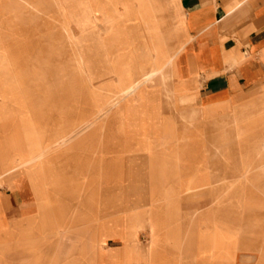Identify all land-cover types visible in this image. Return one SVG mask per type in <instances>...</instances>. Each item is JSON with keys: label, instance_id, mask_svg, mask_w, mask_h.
<instances>
[{"label": "rangeland", "instance_id": "374dc122", "mask_svg": "<svg viewBox=\"0 0 264 264\" xmlns=\"http://www.w3.org/2000/svg\"><path fill=\"white\" fill-rule=\"evenodd\" d=\"M136 5L135 0H1L0 90L5 103L0 94V109L5 110L9 118L4 125L7 131L13 132L15 128L27 135L43 132L44 137L35 140L39 141V149L40 145L57 140L61 134L82 128L84 122L95 115L97 108H103L117 86V72L123 69V58L140 66L139 50L143 39L148 37L145 22L151 20L149 16L152 13L148 9H138ZM139 29L142 34L137 32ZM181 38L180 34L177 35L173 43ZM257 91L246 94L245 97L251 98L239 100L231 109L239 119L253 115L244 130L239 132L235 127L222 140L221 130L210 128L208 137L200 142V147L210 150L205 158L208 170L197 173L184 166L170 174L172 177L167 184L163 176L154 177L152 186L169 191L173 186L178 188L176 194L154 195V207L164 215L169 208H180L185 213L195 206L197 210L189 218L212 219L220 225H228L230 251H258L260 264H264V152L254 159L264 136V121H259L256 113L264 109V97L254 96ZM133 99V106L137 108L141 94ZM189 108L202 109L200 104L189 105ZM193 110L185 109L182 101L177 100L167 114L168 117H179ZM125 113L134 116L136 110L126 107ZM170 121L173 120H166L164 114L161 115L162 123ZM100 127L56 155L61 156L70 148L79 147L82 141L86 145L82 152L98 149L99 154ZM92 159L86 156V161ZM178 159V154H173L167 161L176 162ZM253 160L255 167L249 176L237 181L238 167ZM67 164V160L59 162L54 156L45 165L54 173L57 171L64 175L59 182H65L64 190L69 194L65 193L63 197L77 203L76 173L71 167L67 168ZM43 178L39 179L41 196L38 197L41 202L38 205L45 206L46 212L38 211L35 205L25 211L23 218L6 227V232L0 236V258L4 264H81L74 257L79 256L75 250L78 245H85L88 252L95 251L88 254L85 264H116L108 256L110 249L115 248L112 246H122L130 240L141 245L152 243L151 223L139 220L133 206L102 210V215L107 213L112 219L117 218L118 234L108 237L106 232L115 228L111 225L109 228V218L94 220L90 211L73 209L75 203L69 210L58 209L46 194ZM211 180L214 183L207 187L186 192L190 182ZM58 196L61 199L60 193ZM136 197L125 192H117L116 195L117 203H127ZM209 198L214 200L212 205L207 204ZM176 213L173 211L167 219L182 218ZM85 215L86 218L83 217ZM178 222L175 228L180 234L182 230ZM80 230L82 235L78 233ZM68 231L74 233L70 238L66 235ZM179 234L171 244L182 242ZM68 255L73 257L66 258ZM245 255L249 257V264H255L258 254Z\"/></svg>", "mask_w": 264, "mask_h": 264}, {"label": "crops", "instance_id": "0c3cea01", "mask_svg": "<svg viewBox=\"0 0 264 264\" xmlns=\"http://www.w3.org/2000/svg\"><path fill=\"white\" fill-rule=\"evenodd\" d=\"M161 1L168 2L165 9L159 8ZM161 1L146 0L148 4L158 3L154 11L161 21L164 20L163 28L184 27L183 31L177 34H180L182 38L173 44L187 36L191 38L185 44L175 65L178 80L184 82L187 88L182 97L183 107L187 110L194 109L191 112L193 117L189 123L178 128L179 135L182 136L187 130L193 133H190L186 140L160 148V139L166 130H173L172 127H164V124L172 125L173 121H170L171 123L161 122L163 114L166 120L170 118L167 114L168 101L163 100L162 109L156 112L160 125L151 130L153 132L149 134L146 124L148 112L144 109L145 90L135 95L141 94V101L137 108L133 106L135 96L127 99L122 104L123 106L114 111L100 127L99 154H97L98 149L82 152V147L85 145V141H82L79 147H72L63 155L55 156L59 162L67 160V166L73 171L80 170L74 176V181L81 182V187L77 186L79 198L77 203L74 202L76 207L73 209L90 211L94 220L109 218V228L111 226L115 228L114 230L110 228L106 232L105 235L108 237H116L118 234L117 218L112 219L111 214L107 213L102 215V210L113 211L119 206H133L137 209L135 216L139 220L151 223L152 243L141 245L138 241L130 240L122 243V246H112L115 248H111L108 253L112 263L115 261L116 264H249V257L245 254H258L255 264H260L261 254L258 251H230L228 225L224 223L220 225L212 219L192 220L189 218L197 210L195 206L185 213H182L180 208H169L165 210L164 215L159 208L154 207V195L176 194L178 188L173 186L172 191H169L160 186L153 187L152 184L156 176H163L167 179L164 181L165 184L169 183V178L172 177L170 174L180 171L184 166L197 173L202 172L203 169L208 170L206 166L208 161L205 162V158L210 150L200 147V142L208 137L209 129H220L219 134L223 140L230 133L222 130L221 121L229 116V112L237 105L236 103H239V100L251 98L245 95L255 90H258V93L254 96L263 97L264 0ZM135 4L138 9L146 7L139 3ZM149 11L154 15L152 10ZM176 19H178L177 22H174ZM154 54L155 57L152 55L150 59L140 53L139 68L149 70L153 60H157L160 67L163 66L166 59L160 58L162 55L160 51H155ZM136 64L138 66V63ZM157 85L159 84L154 82L148 86L151 87L152 93H157L159 87H156ZM0 94L2 98L1 90ZM2 99L5 103L4 95ZM194 104H200L202 109H188L189 105ZM210 104L225 105L228 111H209L208 116L204 117L203 109L209 108ZM126 107L136 110V114L127 116ZM7 120L9 118L5 110L0 109V236L6 232L7 226L23 218L26 210L35 205L38 206L40 198L38 194L41 187L39 182L30 177L25 169L14 172L10 169L20 165L27 158L33 142L30 137L37 140L45 135L43 132L22 134L15 128L13 132H8L4 126ZM173 154H178L177 163L167 161ZM86 156L93 157V159L88 162ZM260 156L256 155L255 160ZM46 162L39 167L40 174L44 176L43 180L45 179L43 182L46 185V194L58 209L67 208L69 210L75 204L70 206V199L63 197L65 193L69 194L64 190L65 182L57 184V180L64 178V175L56 170L54 173V170L45 165ZM5 164L10 167L9 171H6ZM241 168L242 165L238 167L237 181L243 180ZM212 183H214L213 180L211 182H190L186 187V192L192 193ZM117 192L132 193L137 197L127 203H117ZM59 193L62 195L61 199L58 198ZM86 194H88L87 197ZM81 195L82 199H80ZM54 197L59 204L55 202ZM213 203V199L207 200V204L212 205ZM173 211L179 213L182 218L167 219L168 216L173 215ZM83 217L86 218V215ZM136 217L130 218L136 219ZM178 221H180L182 230L180 234L175 228ZM78 233L82 235L81 230ZM178 234L182 242L179 245L171 244L176 241ZM66 235L70 238L74 233L68 231ZM100 236L103 237V234ZM76 249L79 256L74 257L79 259L81 264H85L88 254L95 253V251L88 252L85 245L83 247L78 245ZM65 257L70 259L73 255ZM1 260L0 258V264H4Z\"/></svg>", "mask_w": 264, "mask_h": 264}, {"label": "bare ground", "instance_id": "6f19581e", "mask_svg": "<svg viewBox=\"0 0 264 264\" xmlns=\"http://www.w3.org/2000/svg\"><path fill=\"white\" fill-rule=\"evenodd\" d=\"M135 3H139L140 5L146 6L145 9L152 10L154 12V15H152V17L150 16L151 20H148V22H145V24L148 28V30H147L148 37L146 39L145 38L143 39L142 46L140 47L139 51L144 57L147 56L150 59H152V55L155 51H160V53L162 54L160 58L163 60L166 59L165 64L160 67L158 64V61L153 60L150 63L151 66H150L149 70H142L139 67H137L136 62H133L131 60L127 61L128 60L127 58H123V64H124L123 69H121L119 72H117V76H118L117 86L115 87L113 94L109 98L106 105L105 106L103 105L104 106L103 108H97L96 112L94 111L95 115H93L90 119L86 120L84 122L82 128H75L74 130L70 131L67 134H61V135H59L57 140L48 143L46 146L39 147V149H38V147H35L39 141L36 142L35 141L36 139L34 137H30V138H32L33 142L31 144V149L27 154V158L25 160L22 159L23 161L20 163V165L13 166L12 169H10V167L5 164L6 171H9V169H10L11 171L14 172V171H17L20 169H25L29 173L30 177L35 178L40 183V181H39V179L41 178V174L39 171L40 165L44 164L50 158L56 156V154L59 151H61L63 148L74 144V142L77 140H80V138L83 135L94 130V128H96L97 126H102L106 122V119L114 111L119 110L123 106L122 104L127 101V99L134 97L137 93L141 92L142 90H145V92H146L145 93L146 103L144 104V109L148 112L146 124H147L148 130H149V134L151 133V130H153L154 128H156L160 125L159 116L156 114V112L158 110L162 109L163 100H167L169 103L167 112L169 111L170 108H172L174 106V103L177 100L182 101V97H183L184 93L187 91V88L185 87L184 82L178 80V72H177V68H176L175 64H176V60H177L178 56L181 54V52L185 46V44L187 42H189L191 40V38L187 36L185 39L183 38L180 42L173 44V41L176 39L177 34L181 31H183L184 27L182 26L180 28H175V29L163 28V26H162L163 23L158 18L157 13L154 11V9H155L156 5H158V3L148 4L146 2V0H135ZM167 4H168L167 1L166 2L161 1V2H159V8L165 9ZM138 31L141 34L143 33L140 29L137 30V32ZM134 32L136 33V31H134ZM136 41H138V39H136ZM70 45H72V44L70 43ZM72 50H74V48ZM76 52H77V50H76ZM124 54H126V53H124ZM78 65H80V64H78ZM115 68H116V66H115ZM154 82H156V84H159L157 93H152L151 87H148L149 85H152ZM263 97H264V95H263ZM232 101H234V99ZM222 110L228 111V109L225 105L210 104L209 108H207L206 110H203V114H204V117H207L209 111L218 112V111H222ZM191 112L192 111L186 112L179 117H176V115H175V117H170L173 119V124L172 125H165L164 124V127L169 126V127H172L173 130L172 131L166 130V133L160 139V143H159L160 148H164L165 146L180 142L184 139L186 140L188 138L189 134L193 133V132L187 130V131L183 132V135L181 133L182 136H180L179 135L180 131L178 130V128L184 126L185 124L187 125L189 123L190 119L193 117ZM229 113H230L229 116L221 121V128L224 131H229L235 127L239 128V132L244 130V128L249 125L250 119L253 116V115H251V116L244 117L243 119H239L236 117V115L233 112L230 111ZM256 113L258 114L257 118L259 119V121H264V109L259 110ZM149 134H148V136H150ZM11 144H12V142H11ZM12 148H13V145H12ZM263 152H264V136L261 139L260 147L256 151L255 156L258 154L262 155ZM142 158H143V156H142ZM254 167H255L254 160H253V162L250 161L249 163L247 162V163L242 164V168H241L242 176H241V178L242 179L247 178L249 176V174L252 172V170L254 169ZM67 168H68V166H67ZM74 172L76 174H78L80 172V170L77 169ZM262 178H264V177H262ZM43 181H45V179ZM58 182H59V180H57V184H58ZM74 182L77 186L81 187V182H79L78 180H75ZM44 186L46 187L45 183H44ZM259 190H260V192H262L261 189H259ZM38 196H41L40 189H39ZM87 196H88V194H86V197ZM260 196H262V195L260 194ZM89 197H90V195H89ZM54 198H55V202H57V204H59L58 200H56V197H54ZM80 199H82V195L80 196ZM39 201L41 202L40 198H39ZM69 203H70V206H72L73 200L69 201ZM37 208H40V209H38V211L44 210L46 212L45 206H42V205L39 206L38 205Z\"/></svg>", "mask_w": 264, "mask_h": 264}]
</instances>
